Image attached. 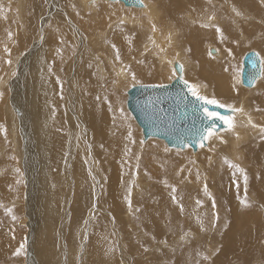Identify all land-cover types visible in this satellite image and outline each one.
I'll use <instances>...</instances> for the list:
<instances>
[{"label": "rangeland", "instance_id": "374dc122", "mask_svg": "<svg viewBox=\"0 0 264 264\" xmlns=\"http://www.w3.org/2000/svg\"><path fill=\"white\" fill-rule=\"evenodd\" d=\"M57 1L0 0V264H217L231 242L230 227L239 228L241 219L250 226V243L257 236L250 230L257 225L254 218L264 224V78L247 88L241 71L247 51L264 58V0H147L157 14L109 0L86 10L81 0ZM107 4L115 9L107 10ZM186 10L197 20H188ZM101 12L114 21L131 12L151 25L117 21L96 27ZM208 15L217 18L215 24L202 27L210 24ZM169 22L179 30L183 58L192 63L183 78L202 95L241 107L247 115L245 123L234 120L233 131L219 130L227 143L214 137L209 151L170 148L154 137L144 140L126 105L131 73L136 85L174 79L172 68L159 59L166 51L148 47L153 27L168 38ZM211 48L223 51L216 63L207 60ZM122 67L126 81L118 77ZM225 80L231 85L222 91ZM225 157L244 171L230 167ZM251 215L257 216L251 220ZM258 229L264 237V227ZM22 244L26 255L16 256ZM234 247L232 257L240 251ZM262 249L257 260L263 259ZM257 260L245 255L224 264H260Z\"/></svg>", "mask_w": 264, "mask_h": 264}, {"label": "water", "instance_id": "95a60500", "mask_svg": "<svg viewBox=\"0 0 264 264\" xmlns=\"http://www.w3.org/2000/svg\"><path fill=\"white\" fill-rule=\"evenodd\" d=\"M120 2L128 7H142L139 0H120ZM211 52H215V49H211ZM256 53L258 52L255 50H249L243 57L241 83L247 88H252L261 78L259 60L256 66L252 63ZM179 75L181 73H177V76ZM254 75L256 79L253 82ZM151 85L153 84L136 85L127 91V108L141 127L144 140L150 137L159 138L170 148L191 147L193 151H197L198 130L202 128L199 102L187 92L182 81L176 77L170 83L164 84L166 87L163 88L150 87ZM208 107L210 110L219 111L222 115L231 114L228 109H217L214 105ZM217 123L219 126L216 131L226 128L222 122Z\"/></svg>", "mask_w": 264, "mask_h": 264}, {"label": "bare ground", "instance_id": "6f19581e", "mask_svg": "<svg viewBox=\"0 0 264 264\" xmlns=\"http://www.w3.org/2000/svg\"><path fill=\"white\" fill-rule=\"evenodd\" d=\"M26 1V0H25ZM52 2H54V0H51ZM83 3H84V10H86V8H88V9H92V7L91 6H89L90 4H97V2H99V0L97 1V0H81ZM186 1H188V0H185V2ZM200 1V0H199ZM211 1H213V0H211ZM56 2H58L57 0H56ZM55 2V3H56ZM145 2V4L144 5H146V7H144V9H142L141 11L142 12H139V13H151V12H154L155 14H157V11L155 10V8H154V3L153 2H150V1H147V0H145L144 1ZM157 2H158V0H157ZM181 2V1H180ZM189 2V1H188ZM227 2V1H226ZM69 3V2H68ZM122 3V2H121ZM228 3V2H227ZM231 2L229 1V3L228 4H230ZM24 4V3H23ZM65 4V3H64ZM118 4V3H117ZM158 4V3H157ZM156 4V5H157ZM191 5H189V6H193V3H192V1H191V3H190ZM226 4V3H225ZM107 5H110V4H107ZM203 5H207V4H203ZM57 6V5H56ZM1 7V6H0ZM95 7V6H94ZM128 7V6H127ZM156 7V6H155ZM230 7L231 8H233L234 6L232 5H230ZM60 8V7H59ZM115 9V6H114V4H112V5H110V6H107V10L108 9ZM124 8V7H123ZM246 8V7H245ZM24 9V8H23ZM94 9V8H93ZM140 9V8H139ZM22 10V9H21ZM234 10H235V7H234ZM20 12V11H19ZM86 12V11H85ZM232 11H230V13H231ZM60 13H62V12H60ZM185 13H186V17H187V19L189 20V19H196V17H194L193 16V12L192 11H189V10H186L185 11ZM5 14V13H4ZM83 14H85V13H83ZM113 14H114V12H113ZM120 14V13H119ZM146 14V15H147ZM153 14V13H152ZM151 14V15H152ZM160 14V13H159ZM197 14V13H196ZM22 15V14H21ZM103 16L104 15V13H100L99 14V17H98V22H96V27H99L98 25H100V24H102L103 22H106L105 24H107V25H110V23L111 24H114V23H116L117 21H114V16H112L109 20H108V18H109V16L107 17V18H105V17H101V16ZM13 16V15H12ZM149 16V15H148ZM152 16H154V15H152ZM156 16V15H155ZM196 16V15H195ZM212 16H214V15H212ZM2 17V16H1ZM5 17V16H4ZM18 17V16H17ZM146 17V16H145ZM150 17V16H149ZM208 18H207V21H208V23H210V25H212L215 21H216V17L213 19V20H209V17H210V15H208L207 16ZM23 18V17H22ZM152 18H154V17H151V20H152ZM163 18V17H162ZM173 19H174V17H173ZM233 19V18H232ZM22 20V19H21ZM161 20V19H160ZM184 20V19H183ZM197 20V19H196ZM82 21V20H81ZM84 23H90L89 22V20H86L85 19V17H84ZM172 21V20H171ZM175 22H176V20H174ZM191 21V20H190ZM206 21V22H207ZM58 22V21H57ZM119 22H126V23H128L129 25H133V24H136V25H140V26H145V25H148V26H150L151 24H149L148 22H146V21H143V20H141L140 18H138V17H135L131 12L128 14L127 12L125 13V14H121L120 15V17H119V21H118V23L117 24H119ZM204 22V21H203ZM83 23V22H82ZM183 23V22H182ZM197 23V22H196ZM70 24V23H69ZM157 24V23H156ZM162 24V23H161ZM160 24V25H161ZM169 28H166L167 30H165V32H167V36L166 37H168L167 39H164V34L162 35V33H164V30H163V32L161 33V32H159L158 31V29H156L155 27H153L150 31H151V38H152V44L150 43V45L148 46V47H150L151 48V46H153V45H156V49H157V51H158V49H160V51H166V52H164V54L163 55H160L159 56V59H160V61L162 62V64H166L167 65V67L168 68H173L174 67V64H175V62H179V63H182V64H184V71H183V75L185 74V72H186V68H187V66H189L190 65V63L191 62H188V60H186L185 59V57L183 58V47L180 45V38L178 39V37H177V35H178V31L179 30H177V28H176V26L174 27L170 22H169ZM187 24V23H186ZM215 24V23H214ZM87 25H92V24H87ZM154 25H155V22H154ZM153 25V26H154ZM190 25V24H189ZM53 26V25H52ZM111 26V25H110ZM162 26V25H161ZM160 26V27H161ZM187 26V25H186ZM72 27V26H71ZM126 27V26H125ZM152 27V26H151ZM150 27V28H151ZM191 27V26H190ZM53 28V27H52ZM81 28V27H80ZM80 28H79V30H80ZM103 28V27H102ZM144 28V27H143ZM155 28V31L153 30ZM100 29V28H99ZM45 30V29H44ZM75 30V29H74ZM98 30V29H97ZM148 30V31H149ZM161 30H162V28H161ZM149 31V32H150ZM193 31V30H192ZM53 32V31H52ZM59 32H61V31H59ZM102 32V31H101ZM143 32H145V31H143ZM190 32H191V28H190ZM43 33V32H42ZM45 33H46V31H45ZM44 33V34H45ZM49 33V32H48ZM76 33V32H75ZM195 33V32H194ZM200 33V32H199ZM47 34V33H46ZM45 34V35H46ZM53 34V33H52ZM76 34H78V33H76ZM149 33L147 32V35H148ZM63 34H61V36H62ZM79 35H80V33H79ZM82 35V34H81ZM42 36V35H41ZM64 36V35H63ZM180 36V35H179ZM70 37V36H69ZM188 37V36H187ZM49 38V37H48ZM78 38H80V36L79 37H77V39ZM42 39V38H41ZM41 39H39V40H41ZM50 39V38H49ZM52 39V38H51ZM76 39V38H75ZM81 39V38H80ZM79 39V40H80ZM83 39V38H82ZM101 39V38H100ZM147 39V38H146ZM45 40V39H44ZM178 40H179V42L180 43H178ZM48 41V40H47ZM50 41V40H49ZM51 41H53V40H51ZM84 41V40H83ZM82 41V42H83ZM186 41V40H185ZM45 42V41H44ZM81 42V41H80ZM84 43V42H83ZM82 43V44H83ZM40 44V43H39ZM43 44H45V43H43ZM148 44V43H147ZM196 44H197V42H196ZM80 45V44H79ZM146 45V44H145ZM199 45V44H198ZM45 46V45H44ZM143 46V45H142ZM48 47V46H47ZM123 47V46H122ZM195 47L197 48V45H195ZM209 47V46H208ZM207 47V48H208ZM40 48V47H39ZM42 48H44L45 49V47H43L42 46ZM41 48V49H42ZM50 48V47H49ZM48 48V49H49ZM84 48V47H83ZM143 48V47H142ZM153 48V47H152ZM216 48V47H215ZM43 49V50H44ZM51 50H54V49H52V48H50ZM49 49V50H50ZM212 49V48H211ZM35 50V49H34ZM48 50V51H49ZM146 50H147V48H146ZM167 50H169V55H168V53H167ZM183 50V51H182ZM33 51V50H32ZM113 51V50H112ZM124 51V50H123ZM197 51H198V49H197ZM215 51H217L216 53H215V55H209V51H208V56H209V58H208V56L206 55V57H207V60H208V62H211V63H216V59H217V57H220V56H222L223 54V51L219 48V49H215ZM39 52V51H38ZM42 52V51H41ZM47 53V52H46ZM144 54V53H143ZM159 54V53H158ZM200 53H198V52H196V55H199ZM37 55V54H36ZM44 55V54H43ZM61 55V54H60ZM111 55V54H110ZM245 55V54H244ZM244 55H243V57H244ZM27 56V55H26ZM25 56V57H26ZM81 56V55H80ZM105 56V55H104ZM200 56V55H199ZM29 57V56H28ZM27 57V58H28ZM37 58H38V56H36ZM35 57V58H36ZM45 57V56H44ZM53 57V56H52ZM225 57V56H224ZM243 57H242V61H243ZM190 58V57H189ZM223 58V57H222ZM22 59V58H21ZM31 59V58H30ZM34 59V58H33ZM43 59V58H42ZM45 59V58H44ZM40 60V59H39ZM60 60V59H59ZM152 60V59H151ZM225 60V64H227V62H228V58L226 59H224ZM35 61H37V59L35 60ZM40 61H42V60H40ZM39 61V62H40ZM173 62V63H169V62ZM31 63V66L33 67V63L34 62H32V61H30ZM39 62H38V64H39ZM54 62V61H53ZM26 63V62H25ZM29 63V62H28ZM42 63V62H41ZM201 63H202V61H201ZM120 64V63H119ZM124 64V63H123ZM122 64V65H123ZM192 64V63H191ZM224 64V65H225ZM21 65H23V64H21ZM39 65H41V64H39ZM121 65V64H120ZM141 64L139 63V64H137V66L136 67H138V66H140ZM166 65H165V67H166ZM24 66V65H23ZM42 66H44V65H42ZM41 66V67H42ZM157 66H158V64H157ZM156 66V68H158ZM162 66V65H161ZM226 66V65H225ZM36 67V66H35ZM44 67H46V66H44ZM73 67V66H72ZM116 67V66H115ZM186 67V68H185ZM22 68V67H21ZM40 68V67H39ZM43 68V67H42ZM121 68V67H120ZM161 67H159L158 69H160ZM192 68V67H191ZM34 69V68H33ZM32 69V70H33ZM37 68H35V70H36ZM39 69H37L36 71H38ZM41 70V69H40ZM116 70V69H115ZM117 70H118V68H117ZM162 70V69H161ZM167 70V69H166ZM34 72V71H32L33 73H35V74H37V72ZM170 71H172V70H170ZM169 71V72H170ZM43 72V71H42ZM41 72V73H42ZM103 72V71H102ZM225 72H228V70H225ZM28 73V72H27ZM45 73V72H44ZM29 74V73H28ZM32 74V73H31ZM30 74V75H31ZM34 74V75H35ZM77 74V73H76ZM147 74H149V73H147ZM171 74H172V72H171ZM226 75H227V73H225ZM170 75V74H169ZM32 76V75H31ZM41 76H42V74H41ZM143 76V75H142ZM161 76V75H160ZM167 76V75H166ZM171 76V75H170ZM39 77V76H38ZM118 77L119 78H121V79H126V77H128V73H126V71H125V69L122 67V69L120 70V71H118ZM172 77V76H171ZM27 78V77H26ZM160 78V77H159ZM175 78V77H174ZM33 79H34V76H33ZM32 79V81H34ZM40 79H42V78H40ZM167 79H168V77H167ZM228 79V78H227ZM43 80L44 79H42V84H45V83H43ZM120 80V79H119ZM169 80H171V78H169ZM231 80V79H230ZM35 81H37V78L35 77ZM126 81V80H125ZM226 81V80H225ZM231 81H233V80H231ZM6 82V81H5ZM8 82V81H7ZM45 82V81H44ZM121 82H122V80H121ZM258 82H259V80L258 81H256V83H255V85L254 86H257V84H258ZM38 83V82H37ZM37 83H35V84H37ZM2 84H4V83H2ZM70 84V83H69ZM120 84V83H119ZM29 85V84H28ZM230 85H231V82L230 81H226L224 84H223V87H222V91L223 90H229V88H230ZM39 86V85H38ZM41 86V85H40ZM118 86V85H117ZM253 86V87H254ZM48 87V86H47ZM120 87V86H119ZM16 88V87H15ZM44 88V87H43ZM39 90V89H38ZM209 90V89H208ZM37 92V91H36ZM44 92L45 91H43V94H44ZM118 92V91H117ZM227 92V91H226ZM29 93V92H28ZM38 93V92H37ZM221 93V92H220ZM16 94V93H15ZM117 94V93H116ZM20 95V94H19ZM51 95V94H50ZM37 96V95H36ZM34 97V98H36L37 99V97ZM39 98H41V97H39ZM117 98V97H116ZM121 98V97H120ZM67 99V98H66ZM111 99V98H110ZM31 100H33V99H31ZM38 100V99H37ZM117 100V99H116ZM118 100H121V99H119L118 98ZM34 102H36V101H34ZM76 102H77V100H76ZM114 103V102H113ZM112 103V104H113ZM116 103V102H115ZM114 105V104H113ZM239 105V104H238ZM244 105V104H243ZM35 106V105H34ZM38 106V105H37ZM121 106V105H120ZM233 106H235L236 107V105H233ZM33 107V106H32ZM45 107V106H44ZM116 107V106H115ZM122 107V106H121ZM120 107V108H121ZM236 108H239L238 106L236 107ZM241 108V107H240ZM48 109V108H47ZM243 109V108H242ZM245 109V108H244ZM114 110V109H113ZM118 110H119V107H118ZM22 111V110H21ZM35 111V110H34ZM37 111V110H36ZM47 111V110H46ZM115 111V110H114ZM37 113V112H36ZM35 113V114H36ZM40 113V112H39ZM38 113V114H39ZM81 113H83V112H81ZM87 113V112H86ZM38 114H36V115H38ZM41 114V113H40ZM47 114V113H46ZM245 114V113H244ZM242 112H237L236 114H235V116H234V120L235 119H243V121L242 122H244V118H245V115H244ZM75 115H76V113H75ZM84 115V114H83ZM77 117H79L78 116V114L76 115ZM247 116V115H246ZM252 116V115H251ZM48 117V116H47ZM83 117V116H82ZM94 117V116H93ZM119 117V116H118ZM122 117V116H121ZM249 117H250V115H249ZM75 119V118H74ZM101 119V118H100ZM247 119H249V118H247ZM252 120H253V118H251ZM39 120V119H38ZM47 120H49V119H47ZM76 120V119H75ZM92 120V119H91ZM106 120H107V118H106ZM251 120V124H253L254 123V121H252ZM44 121H45V119H44ZM94 121V120H93ZM84 122V121H83ZM120 122V121H119ZM236 122V121H235ZM79 123V122H78ZM78 123H77V125H78ZM93 123V122H92ZM105 123V122H104ZM245 123V122H244ZM248 124H250V123H248ZM250 124V125H251ZM79 125H80V123H79ZM85 125V124H84ZM82 126V125H81ZM86 127V126H85ZM44 128V127H43ZM101 129H102V127H100ZM48 130L47 131H45L44 132V135L45 134H47V136H48V134L50 133L49 132V128H47ZM76 129H79V128H76ZM88 129V128H87ZM225 129V128H224ZM46 130V129H45ZM81 130V129H80ZM83 130V129H82ZM81 130V131H82ZM86 130V129H85ZM90 130V129H89ZM107 130V129H106ZM222 130V129H221ZM56 131V130H55ZM54 131V132H55ZM87 131V130H86ZM108 131V130H107ZM233 131V130H232ZM91 132H92V130H91ZM41 133V132H40ZM98 133V132H97ZM216 133H217V137H215V140H219L220 141V139H219V137H224V136H220V134H221V132H219V131H216ZM242 134V133H241ZM32 135V134H31ZM44 135L42 136V138L44 137ZM60 135H62V134H60ZM86 135V134H85ZM103 135V134H102ZM49 137V136H48ZM123 138V137H122ZM60 139H63V138H60L59 137V140L58 141H60ZM71 139V138H70ZM76 139V138H75ZM214 139V138H213ZM239 139V138H238ZM72 140H73V138H72ZM77 140V139H76ZM99 140V139H98ZM103 140V139H102ZM215 140H214V142H215ZM53 141V140H52ZM110 141V140H109ZM124 141V140H123ZM236 141V140H235ZM47 142V141H46ZM61 142H63V141H61ZM75 142V141H74ZM41 143V142H40ZM100 143V142H99ZM216 143V142H215ZM234 143H236V142H234ZM46 144V143H45ZM48 144V143H47ZM71 144H72V142H71ZM77 144H78V142H77ZM117 144V143H116ZM70 145V144H69ZM75 145H76V143H75ZM74 145V146H75ZM73 146V145H72ZM119 146V145H118ZM168 146V145H167ZM57 147V146H56ZM70 148H72V147H70ZM210 146H206V150L207 151H209L210 150ZM75 149V148H74ZM176 149V148H175ZM186 149V148H185ZM199 149V148H198ZM15 150V149H14ZM35 150V149H34ZM45 150H48V148L47 147H45L44 148V151ZM50 151V150H49ZM61 151V150H60ZM67 151V150H66ZM65 151V152H66ZM69 151H70V149H69ZM71 151L73 152V150L71 149ZM36 152V151H35ZM47 152V151H46ZM215 152V151H214ZM69 153H71V152H69ZM211 153V152H210ZM72 154V153H71ZM41 155V154H40ZM45 157L47 156V155H44ZM49 156V155H48ZM59 156V155H58ZM65 156V155H64ZM59 157H61V156H59ZM69 158H71V157H69ZM67 159V158H66ZM85 159V158H84ZM33 160H35V159H33ZM71 160V159H70ZM50 161V160H49ZM209 161V160H208ZM42 164V163H41ZM65 165V164H64ZM69 165V164H68ZM201 166V165H200ZM43 167V166H42ZM71 170V169H70ZM37 171V170H36ZM65 171V170H64ZM42 172V171H41ZM40 173V172H39ZM60 175V174H59ZM74 175V174H73ZM37 178V177H36ZM47 178H48V175H47V173H46V171H44L43 172V180H47ZM74 179V178H73ZM57 180V179H56ZM66 180V179H65ZM71 182V181H70ZM44 184V183H43ZM46 185V184H45ZM51 185V184H50ZM197 185V184H196ZM13 186V185H12ZM48 187V186H47ZM61 187V186H60ZM257 187V186H256ZM44 188V187H43ZM50 188H52V186L50 187ZM52 190V189H51ZM51 190L48 188V189H46V191L48 192V193H50L51 192ZM258 190H260V189H258ZM40 191V190H39ZM71 191V190H70ZM48 193H46V194H48ZM49 195V194H48ZM48 195H46L45 197H49ZM52 195V194H51ZM112 196V195H111ZM67 199V198H66ZM43 200V199H42ZM48 200V199H47ZM46 200V201H47ZM47 203V202H46ZM68 203V202H67ZM43 205V204H42ZM53 205V204H52ZM68 209V208H67ZM51 211H53V209H52V207H51ZM194 212V211H193ZM109 213V212H108ZM193 214V213H192ZM247 214H249V213H247ZM111 215V214H110ZM241 215V214H240ZM186 216V215H185ZM196 216H198V215H196ZM235 216H237V214L235 215ZM235 216H233V217H235ZM244 216V215H243ZM246 216V215H245ZM248 216H250V214L248 215ZM252 216V215H251ZM255 216H257V215H255ZM255 216H252V218H251V220H253V218L255 217ZM188 217H189V215H188ZM187 217V218H188ZM192 217V216H191ZM239 217H242V216H239ZM194 218H196L195 216H194ZM237 218V217H236ZM236 218H234L235 219V221H236ZM243 218V217H242ZM257 219H255L254 218V220H256V223L257 222H260L261 221V218H259V216L258 217H256ZM239 219H241V218H239ZM245 219V218H244ZM244 219H243V221H244ZM188 220V219H187ZM247 220H248V218H247ZM191 221V220H190ZM195 221H196V219H195ZM240 221V220H239ZM241 221H242V219H241ZM237 222L238 223V226H239V228H237V229H235L234 228V226H231L230 227V231L228 232V234L229 233H231V234H229L228 235V238H227V240L230 242V243H228L227 244V246H226V248H225V255H226V257L229 255H231L232 253H231V247H232V245H235L238 249H240V250H242V249H244V248H247L248 247V245H246V243H247V241H248V235H246V232H248L249 231V229H248V226L246 225L247 223H245V222ZM194 222V221H193ZM248 222V221H247ZM191 223V222H190ZM189 223V224H190ZM197 223V222H196ZM188 224V225H189ZM261 224V223H260ZM191 225V224H190ZM200 225V224H199ZM198 225V226H199ZM249 225V224H248ZM258 225V224H257ZM235 226H237L236 224H235ZM237 226V227H238ZM262 226H264V225H262ZM261 227V226H260ZM234 229V230H233ZM239 229H241V230H239ZM198 230V229H197ZM260 230V229H259ZM6 232V231H5ZM260 232H261V230H260ZM257 234H259V233H257ZM231 238V239H230ZM224 239V238H223ZM226 241V240H225ZM258 242H260V241H258ZM165 244V243H164ZM255 244V243H254ZM220 246H221V244H220ZM255 246H256V244H255ZM259 246H260V244H259ZM225 247V246H224ZM236 247H234V248H236ZM251 248H252V246H250ZM231 248V249H230ZM233 248V249H234ZM250 248V249H251ZM246 251V250H245ZM259 251H263V249L262 250H260L259 249ZM258 253V250L256 251V254ZM237 255H238V253H236ZM249 254V253H248ZM248 254H247V256H248ZM251 254V253H250ZM249 254V255H250ZM255 254V255H256ZM242 255V254H241ZM244 255H246V254H244ZM252 255H253V253H252ZM251 255V256H252ZM231 257V256H230ZM239 257V256H238ZM243 257V256H242ZM250 257V256H249ZM253 257H254V255H253ZM194 264V263H193ZM217 264H220V263H218L217 262Z\"/></svg>", "mask_w": 264, "mask_h": 264}, {"label": "snow or ice", "instance_id": "6c2138e0", "mask_svg": "<svg viewBox=\"0 0 264 264\" xmlns=\"http://www.w3.org/2000/svg\"><path fill=\"white\" fill-rule=\"evenodd\" d=\"M116 3H120V0H115ZM139 2L141 3L142 7H146V5L143 4V0H139ZM237 15H240L239 12H237ZM215 17L214 16H210L209 20H213ZM212 25L210 24H203L202 27H210ZM155 31V28L153 29ZM216 31L221 33V40L223 41L224 36H223V32L219 27H216ZM11 35V34H10ZM113 47H115L113 45ZM7 50V49H6ZM190 51V49H189ZM213 53L210 51L209 55L211 56ZM257 60H259V67L261 69L259 76L261 78H264V58L260 57L259 53L255 54V59H253L252 63L254 66H256L257 64ZM8 63L10 64L11 61L9 60ZM169 63H173V62H169ZM184 71V64L179 63L178 61L175 62V66L172 68V76L176 77L177 79H179L180 81H182V83L184 84V86L187 88V92L191 94V96H193L195 98V100L197 102H199L200 104V119L202 122V128L198 130V143L199 146L201 148H204L207 146L208 142H210L214 137H217V133H216V129L218 128V121L222 122L224 125H226V131L227 130H232L235 128V121H234V116L237 112H242L243 109L242 108H236L235 106L231 105V104H226L216 98H209L205 95H202L199 90H198V86L194 85V84H190L187 80H185L183 78V73ZM177 73H181V75L177 76ZM253 82L256 79V76H253ZM131 80L133 81V87L136 86V83H139V81L136 78L135 73H131ZM239 83V80H238ZM150 87H159V88H163L166 87V85L164 84H159V85H151ZM3 97V92L0 91V98ZM97 99L99 100L100 97L98 96ZM106 99V97H105ZM185 99H187V97H185ZM210 105H214L217 109H228L229 112L231 113L230 115H222L219 111H213L210 110V108L208 106ZM109 107L111 108V105H109ZM194 110H195V106H194ZM121 115H123L124 110L121 108L120 109ZM204 121H207V123H204ZM249 123H251V119L249 118ZM252 127L256 128V127H260L259 125H255L253 124ZM261 132H264V127H262ZM129 138H131V132H129ZM220 142L221 143H227L226 140L223 139V137H219ZM189 146H191L189 144ZM167 151V149H166ZM225 162L229 163L230 167L236 168L238 171L243 172L244 170L242 168L239 167V165L236 164H232L230 161H228L227 157H225ZM16 172L20 173V169L17 168L15 169ZM22 176V173H21ZM245 180H247V176L245 175ZM21 181H17V183H20ZM129 190V194H130ZM205 192L207 193V187L205 186ZM242 203H244L247 206V200L242 201ZM131 204V202L129 201V205ZM9 212L11 211V209L8 210ZM13 219H16V217L13 216ZM145 251H147V249H145ZM16 256H20V255H26V250H25V245H21L19 249H17V251L15 252ZM204 259H208L207 256L204 257Z\"/></svg>", "mask_w": 264, "mask_h": 264}, {"label": "crops", "instance_id": "0c3cea01", "mask_svg": "<svg viewBox=\"0 0 264 264\" xmlns=\"http://www.w3.org/2000/svg\"><path fill=\"white\" fill-rule=\"evenodd\" d=\"M209 48V47H208ZM207 48V49H208ZM257 219V218H256ZM260 222H257V224L258 225H254V229H250L251 230V233H253V234H257V233H259V234H257V236L255 237V238H257V240L254 238L250 243H247L246 245H248V247L247 248H244V249H242V250H240L239 252H237L236 250H235V253H238V255L236 254V256L235 257H232V254L229 256H227L226 257V255H225V249L223 250V251H221V258H223V259H221V261L220 262H218V263H222V264H224L226 261L225 260H228V259H234V258H236V257H242V256H245L244 254H246V256H247V254L249 253H251L250 255L248 254V256H247V258H251L253 255H254V258L257 260L258 258H256V255L257 254H260L261 253V251H259V249L260 250H262V248H264V246H263V239H264V237L262 236V233L261 232H259L260 230L258 229V228H260V226H262V225H264V224H259ZM250 226H248V228H249ZM264 227V226H263ZM263 229V228H262ZM258 241H260V242H258ZM256 244V246H255V244ZM228 244V243H227ZM227 244H226V246H227ZM259 244H260V246H259ZM250 246H252V248L250 247ZM251 248V249H250ZM246 250V251H245ZM257 251L258 250V253L256 254V252H254V251ZM252 253H253V255H252ZM242 254V255H241ZM256 254V255H255ZM252 255V256H251ZM250 256V257H249ZM261 258H263V259H259V260H257V261H260V264H264V256H262ZM253 262V261H252ZM254 262H256V261H254ZM245 263V262H244ZM251 263V262H250Z\"/></svg>", "mask_w": 264, "mask_h": 264}]
</instances>
